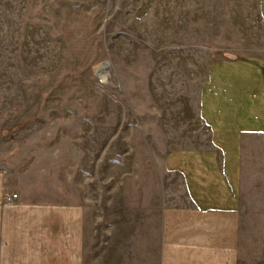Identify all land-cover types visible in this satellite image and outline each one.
<instances>
[{
  "label": "rangeland",
  "instance_id": "obj_1",
  "mask_svg": "<svg viewBox=\"0 0 264 264\" xmlns=\"http://www.w3.org/2000/svg\"><path fill=\"white\" fill-rule=\"evenodd\" d=\"M242 57L264 0H0V162L85 205V264H152L164 159L199 144L208 66Z\"/></svg>",
  "mask_w": 264,
  "mask_h": 264
},
{
  "label": "crops",
  "instance_id": "obj_2",
  "mask_svg": "<svg viewBox=\"0 0 264 264\" xmlns=\"http://www.w3.org/2000/svg\"><path fill=\"white\" fill-rule=\"evenodd\" d=\"M196 110L199 144L163 162L152 264H264V58L210 64ZM85 242L83 203L30 192L26 173L0 162V264H85Z\"/></svg>",
  "mask_w": 264,
  "mask_h": 264
},
{
  "label": "built area",
  "instance_id": "obj_3",
  "mask_svg": "<svg viewBox=\"0 0 264 264\" xmlns=\"http://www.w3.org/2000/svg\"><path fill=\"white\" fill-rule=\"evenodd\" d=\"M18 198V194H12V195H9L8 197H7V201L8 202H11V201H13V200H15V199H17Z\"/></svg>",
  "mask_w": 264,
  "mask_h": 264
},
{
  "label": "bare ground",
  "instance_id": "obj_4",
  "mask_svg": "<svg viewBox=\"0 0 264 264\" xmlns=\"http://www.w3.org/2000/svg\"><path fill=\"white\" fill-rule=\"evenodd\" d=\"M105 65V64H104ZM100 67H102V66H100Z\"/></svg>",
  "mask_w": 264,
  "mask_h": 264
}]
</instances>
